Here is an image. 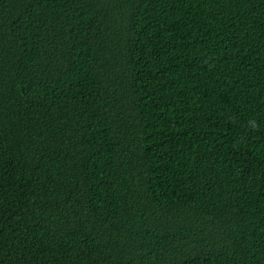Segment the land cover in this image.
Masks as SVG:
<instances>
[{"label":"trees","instance_id":"1","mask_svg":"<svg viewBox=\"0 0 264 264\" xmlns=\"http://www.w3.org/2000/svg\"><path fill=\"white\" fill-rule=\"evenodd\" d=\"M0 264H264V0H0Z\"/></svg>","mask_w":264,"mask_h":264}]
</instances>
